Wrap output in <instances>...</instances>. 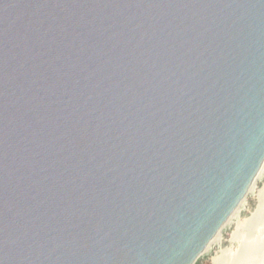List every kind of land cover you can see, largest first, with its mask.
Listing matches in <instances>:
<instances>
[{
  "label": "water",
  "instance_id": "95a60500",
  "mask_svg": "<svg viewBox=\"0 0 264 264\" xmlns=\"http://www.w3.org/2000/svg\"><path fill=\"white\" fill-rule=\"evenodd\" d=\"M263 163L264 0H0V264H197Z\"/></svg>",
  "mask_w": 264,
  "mask_h": 264
},
{
  "label": "rangeland",
  "instance_id": "374dc122",
  "mask_svg": "<svg viewBox=\"0 0 264 264\" xmlns=\"http://www.w3.org/2000/svg\"><path fill=\"white\" fill-rule=\"evenodd\" d=\"M264 174L256 182L255 189L248 194L240 212L235 216L231 223L223 229L220 235V241L216 242L197 264H213L216 256L221 255L223 251L232 250L233 260L230 264H259L262 260L256 254L260 244L264 241ZM261 208L262 219L259 220L254 228L248 229L246 221L252 217L255 212ZM240 248H246L249 255L242 262L236 258V251ZM236 259V260H235ZM235 262V263H234Z\"/></svg>",
  "mask_w": 264,
  "mask_h": 264
},
{
  "label": "bare ground",
  "instance_id": "6f19581e",
  "mask_svg": "<svg viewBox=\"0 0 264 264\" xmlns=\"http://www.w3.org/2000/svg\"><path fill=\"white\" fill-rule=\"evenodd\" d=\"M264 174V163H263V166L261 167L260 169V172H259V175H258V179L261 178V176ZM257 179V180H258ZM257 182V181H256ZM256 182L253 183V185L251 186V188L249 189V192L248 194L252 193L255 189V186H256ZM262 193H264V190L262 191ZM248 196V195H247ZM247 198V197H246ZM245 198V200H246ZM245 200L241 201L235 211V213L231 216V219L229 220L228 224L231 223L232 219L237 216V214L240 212V209L241 207L244 205L245 203ZM262 211V210H261ZM220 235L221 234H218L212 241L211 245L207 248V251L216 243V242H219L220 241ZM264 243V241L261 242V244ZM223 254H225V256L223 258H221L220 256L221 255H218L215 257L214 259V264H230V262L233 260V254H232V250H226V251H223L222 252ZM226 259L230 260V262L228 261H225ZM222 261V262H221ZM221 262V263H220ZM259 264H264V253L262 255V260Z\"/></svg>",
  "mask_w": 264,
  "mask_h": 264
}]
</instances>
